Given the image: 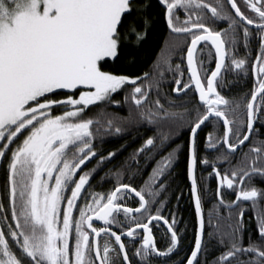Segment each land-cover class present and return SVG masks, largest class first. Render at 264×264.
<instances>
[{
    "label": "snow or ice",
    "instance_id": "6c2138e0",
    "mask_svg": "<svg viewBox=\"0 0 264 264\" xmlns=\"http://www.w3.org/2000/svg\"><path fill=\"white\" fill-rule=\"evenodd\" d=\"M156 2L170 33L186 42L169 43L151 72L129 75L114 66L146 40L154 24L146 0H0V168L6 176L0 192V264L170 259L180 251L184 230L174 213L163 214L167 199L162 197L181 147L171 145L185 129L198 224L194 245L177 264H264V210L257 216V238L245 244L240 208L242 202L254 206L264 200V188L251 183L253 177L264 181V140H252L260 136L257 124L264 127V0ZM254 37L259 51L251 70L257 79L241 117L239 101L222 93L228 75L245 71ZM208 42L215 50L214 68L205 67ZM240 48L244 57L238 56ZM185 50L183 69L172 58ZM165 72L173 73L175 98L162 92ZM120 93L122 101L114 98ZM189 93L191 99L176 103ZM122 103L127 115L108 116L107 129L118 122L117 133L144 126L153 134L123 162V172L106 174L116 180L112 189L91 191L96 172L117 153L97 150L100 120L86 112L91 105ZM209 122L220 130L201 143L199 132ZM246 142L242 160L232 164L230 157ZM93 159L96 166L84 170ZM141 159L152 165L149 179L138 187L123 182L125 175L134 178L133 165L140 171ZM198 163L211 168L215 202L234 221L224 230L213 227L210 218L206 231L201 204L206 189L198 187L194 174ZM232 193L235 198L226 200ZM129 197L134 204L126 202ZM154 227L165 229V246H158ZM213 239L223 250L209 261Z\"/></svg>",
    "mask_w": 264,
    "mask_h": 264
},
{
    "label": "trees",
    "instance_id": "16d2710c",
    "mask_svg": "<svg viewBox=\"0 0 264 264\" xmlns=\"http://www.w3.org/2000/svg\"><path fill=\"white\" fill-rule=\"evenodd\" d=\"M150 5L147 9V15L153 19L154 24L149 31L146 40L142 42L138 48H132L127 50V55L122 59L121 62H118L114 67L115 70L124 74L129 75H140L143 72H151L154 68V61H156L159 55L163 54L164 49L167 48L169 43H180L184 44L186 38L174 36L170 33L167 28L164 16L162 15V9L157 4L156 0H146ZM218 27H225L224 24L218 25ZM259 51L258 40L254 37L249 45L248 55H249V64L246 65L245 71L236 73L233 71L230 75L226 77V83L223 93L226 97L236 98L240 103L239 115L243 117L244 113V104L245 97L250 93L255 82L253 79V73L251 70V63L255 60V57ZM199 55V53H198ZM246 55L245 49L240 48L238 56L244 57ZM204 58H205V67L214 68V51L208 44L204 49ZM173 63L181 64L183 69H186V50L185 52H176L173 55ZM188 73L184 72V79H187ZM173 84V73L165 72V81L162 87V92L169 93L170 97H177V95L171 91ZM64 90L61 92L63 95ZM77 94V93H76ZM116 100H123V93L119 95L114 94ZM153 98L155 94L153 93ZM192 98V93H189L187 97H183L181 94L179 98L176 99V103H182L184 100ZM128 113V105L121 104L119 106H112L106 104H97L89 106L86 114L88 117H92L94 120H100L98 125L99 131L95 134V143L97 145V150L101 154L107 156V152L115 151L117 154L110 161H106L101 172L98 173L94 178L92 184L98 186V189L104 188L103 192H106L113 188L116 180L113 177L106 175L109 172L120 169L123 172L122 164L128 160L131 153L137 149L143 139L148 135L153 133L149 130L148 127L140 126L135 128H126L123 131L117 133L114 131L115 122L112 130H108L105 124L106 119L110 115L115 116H125ZM96 126H94L95 128ZM260 131V136L252 137L253 142L258 140H264V127ZM220 130V125H215V130L213 127V122H209L207 126L203 127V130L199 132V139L203 143L206 135L210 132L217 134ZM188 141L189 134L187 129H185L178 136L174 137V143L171 147L175 148L176 145L181 147L175 154V159L173 165L170 169V174L168 175L167 186L168 190L164 194V197L167 199V207L162 211L165 216H168L169 212L175 214L176 220L178 221V228L183 229L180 233V251L175 255H172L170 259H157L153 260L152 264H177V261L182 259L184 256L189 254L190 249L194 245V234L197 228V217L195 208L193 205L192 195H191V186L188 180ZM248 150V146L240 149L234 157H230L232 164H236L238 161L242 160L243 153ZM203 151L201 155H205ZM211 156V154H208ZM130 163V161H129ZM140 171L135 172V166L133 165V172L135 173L134 178L130 175H125L123 177V182H131L133 186H140L144 184V181L149 179V173L152 170V165H145L143 159L140 162ZM211 172V168L204 166L202 164L196 165V177L198 187L206 189V195L202 198V209L205 218L206 231L211 229L208 228V223L211 218V223L213 227L217 224L221 230H224L228 227L230 222L229 212L221 208L215 201V190L217 187V180L214 176H209L208 173ZM101 177L104 178V182L101 183ZM99 179V182L95 180ZM251 183L255 184L257 187L264 188V185L261 182V179L258 177H253ZM101 187V188H100ZM231 192V190H227ZM234 195V193H233ZM226 200H229L225 197ZM233 217L235 215L233 214ZM154 235L158 241V246L163 247L165 241V229L159 227L157 230L154 227ZM206 238V237H205ZM223 249L219 247L215 239H213L208 246L207 259L212 260L213 256L218 255ZM242 258V257H241ZM203 259V257H202Z\"/></svg>",
    "mask_w": 264,
    "mask_h": 264
},
{
    "label": "flooded vegetation",
    "instance_id": "af4514ba",
    "mask_svg": "<svg viewBox=\"0 0 264 264\" xmlns=\"http://www.w3.org/2000/svg\"><path fill=\"white\" fill-rule=\"evenodd\" d=\"M253 79H254V82H256L257 77L255 76L254 73H253ZM257 127L259 128V130H263L262 127H260L259 124H257ZM262 133L264 134L263 131H262ZM246 146H247V142H246L245 146H243V147H246ZM94 166H96V159H93L90 162H87L86 165L83 167V169L84 170L91 169ZM100 172H101V168L96 172L94 178L97 175H99L98 173H100ZM94 178L92 179V182H94ZM196 180H197V177H196ZM5 181H6L5 173H4L3 169L0 168V192H2L3 189H4ZM99 181H100L99 179L95 180V182H99ZM261 182L264 185V181L261 180ZM92 185H93V187H92V189H90L91 191L103 192L104 188H102V189L99 190L98 189V186H96L94 184H92ZM226 197L229 200H232V199L235 198V196L233 195V193L230 194V195H226ZM192 200H193V197H192ZM126 202L129 205L134 204V201L131 199V197H129ZM193 205H194V201H193ZM240 208H243L244 209V216H243V220H244L243 238H244V243L247 244L249 237H252V239H254V240L257 238V230H256V227H257V216H258V213H260L262 210H264V200H258V202L254 206L250 202H242L240 204ZM238 210L239 209H236L235 211H238ZM235 211H233L232 215L233 214L235 215ZM202 213H203V209H202ZM242 259H243V257H242Z\"/></svg>",
    "mask_w": 264,
    "mask_h": 264
},
{
    "label": "water",
    "instance_id": "95a60500",
    "mask_svg": "<svg viewBox=\"0 0 264 264\" xmlns=\"http://www.w3.org/2000/svg\"><path fill=\"white\" fill-rule=\"evenodd\" d=\"M209 46H211V44H210V42H208L207 43ZM211 48H212V46H211ZM213 49V51L215 52V50H214V48H212ZM186 64H187V60H186ZM176 94V93H175ZM177 95V94H176ZM87 163V162H86ZM84 166H82V168H83ZM194 174H195V177H196V166H195V169H194ZM188 179H189V183H190V185H191V180H190V178H189V176H188ZM194 201V200H193ZM194 207H195V204H194ZM198 223V222H197Z\"/></svg>",
    "mask_w": 264,
    "mask_h": 264
},
{
    "label": "rangeland",
    "instance_id": "374dc122",
    "mask_svg": "<svg viewBox=\"0 0 264 264\" xmlns=\"http://www.w3.org/2000/svg\"><path fill=\"white\" fill-rule=\"evenodd\" d=\"M64 91H67V90H64ZM77 95H78V92H77Z\"/></svg>",
    "mask_w": 264,
    "mask_h": 264
}]
</instances>
